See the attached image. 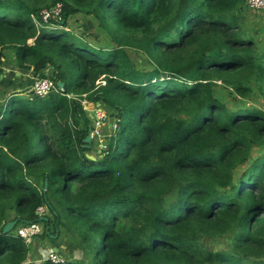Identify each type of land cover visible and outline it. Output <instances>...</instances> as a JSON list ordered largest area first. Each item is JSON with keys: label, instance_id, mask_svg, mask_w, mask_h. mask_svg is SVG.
<instances>
[{"label": "trees", "instance_id": "trees-1", "mask_svg": "<svg viewBox=\"0 0 264 264\" xmlns=\"http://www.w3.org/2000/svg\"><path fill=\"white\" fill-rule=\"evenodd\" d=\"M246 3L0 0V264L26 262L14 231L30 223L51 240L72 232L88 264H264V109L251 101L264 96V48ZM77 13L124 32L119 45L68 30ZM10 68L21 84L32 72L26 89H56L8 95ZM83 94L107 112L100 153L97 135L84 142L95 127Z\"/></svg>", "mask_w": 264, "mask_h": 264}, {"label": "rangeland", "instance_id": "rangeland-1", "mask_svg": "<svg viewBox=\"0 0 264 264\" xmlns=\"http://www.w3.org/2000/svg\"><path fill=\"white\" fill-rule=\"evenodd\" d=\"M247 17L248 20L245 21L244 28L250 35H252L256 42H259V44L264 48V11L247 12ZM108 26L109 28L106 29L109 30H106L99 26V21L94 17L87 16L83 13H77L75 15H71L68 19L67 29L72 31L75 35L81 37L85 41L89 42L90 44L94 45L95 47H109L111 45V47H116L119 44L117 43L116 39H114V34L116 35L117 39H121L124 37V32L115 33V30L117 28L112 23H108ZM125 47L129 51L132 60L135 63V66L137 68L144 69V67H146V59L140 54V52H138L139 50H137L136 47L130 45H126ZM8 70H10L9 73ZM51 70L52 69H50V71ZM15 71H18V69L15 70L14 68H10L7 69L5 73L6 78H8V80L4 83V88L9 92L8 95L10 94V92L20 93L21 91H24L23 95L30 93L29 87L26 89V84L28 85V82H31L34 78L32 72L24 73V75L26 76H22V79H24L26 83L23 82V84H21L18 81L21 79H17ZM101 79H103V77ZM101 82L102 84L106 83L105 80H101ZM255 93L258 92L255 91ZM219 94L225 100L233 102L234 95H230L228 89L221 88ZM69 96L75 97L72 94ZM86 96L87 94H83L82 97ZM251 101L261 109H264V96L258 99L254 97ZM81 103L83 105L84 110H86L92 117L93 124H95V115H103L102 112H99V109L101 108H99V105H97L96 103L88 101L87 98H83L81 100ZM102 111H104L107 115V112L105 110L102 109ZM106 130L103 131V134L106 132ZM98 144L99 145L97 146V151L100 153V148H105L104 136L99 139ZM95 155L96 148L90 154V156L94 157ZM44 209L45 211H47L45 207ZM41 227L43 228L42 233L38 235L31 243H26L29 249H31V251L33 252L29 254L30 256H28V259L24 264H43V258H46V252H49L54 248L58 249L59 255L60 257H62L61 259L66 258L70 260H80L82 262H85V264L89 263V258L86 256L84 257L82 251L78 247V237L72 232L63 230L62 236L58 240H51L43 236L44 225L41 224ZM14 232L16 234V229ZM220 241L221 243L217 247V249L225 247V245L223 244V239H221Z\"/></svg>", "mask_w": 264, "mask_h": 264}, {"label": "built area", "instance_id": "built-area-1", "mask_svg": "<svg viewBox=\"0 0 264 264\" xmlns=\"http://www.w3.org/2000/svg\"><path fill=\"white\" fill-rule=\"evenodd\" d=\"M246 4L250 11L264 10V0H247ZM60 13H61L60 6H58L55 9L44 10L43 19L45 21H48L49 18L51 17H55L57 19L59 18ZM55 89H56V83L51 78H36L31 86L30 91L35 95L45 97ZM99 112H102L103 115L101 116L97 114L95 115V124H94L95 130L93 131V135L94 137L95 135H97L99 138H101L100 127L107 118V115L104 111H102V109H99ZM44 213H46L44 207L40 208L38 214L43 215ZM42 229L43 228L41 227L40 223L23 224L16 228V235L24 239L26 243H31L38 235L42 233L43 231ZM61 258L62 257H60V255L56 251H54V249H52L51 251L46 252V258H43V260L44 262L51 261L57 264L63 261V259Z\"/></svg>", "mask_w": 264, "mask_h": 264}, {"label": "water", "instance_id": "water-1", "mask_svg": "<svg viewBox=\"0 0 264 264\" xmlns=\"http://www.w3.org/2000/svg\"><path fill=\"white\" fill-rule=\"evenodd\" d=\"M58 85H59L60 88H62V89L64 88V83L59 82ZM93 138H94L93 130L90 129V132H89L87 138L84 140V142H85L88 146H90V144H91L92 141H93ZM89 157H90L91 159H95L93 156H89ZM42 219L44 220V219H47V218H46V217H43ZM19 221H20L19 219H16V220H14V221H11V222L7 223V224L5 225V227H4L3 233H4V234H7V233L13 231L14 228L18 225ZM54 251L58 252V249L56 248V249H54Z\"/></svg>", "mask_w": 264, "mask_h": 264}, {"label": "crops", "instance_id": "crops-1", "mask_svg": "<svg viewBox=\"0 0 264 264\" xmlns=\"http://www.w3.org/2000/svg\"><path fill=\"white\" fill-rule=\"evenodd\" d=\"M250 11V10H249ZM259 11H264V10H259ZM250 12H256V11H250ZM54 249H56V248H54ZM31 252H33V251H31ZM31 252H30V254H31ZM59 253V252H58ZM32 254H35V253H32ZM30 256V255H29Z\"/></svg>", "mask_w": 264, "mask_h": 264}, {"label": "clouds", "instance_id": "clouds-1", "mask_svg": "<svg viewBox=\"0 0 264 264\" xmlns=\"http://www.w3.org/2000/svg\"><path fill=\"white\" fill-rule=\"evenodd\" d=\"M17 227H18V226H17ZM17 227H16V228H17ZM57 253H58V252H57ZM58 254H59V253H58Z\"/></svg>", "mask_w": 264, "mask_h": 264}]
</instances>
